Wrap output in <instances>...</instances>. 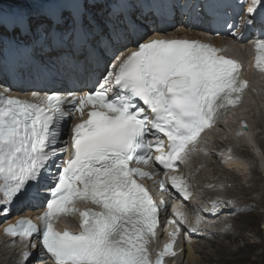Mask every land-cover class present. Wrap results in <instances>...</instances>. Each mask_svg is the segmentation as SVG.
Wrapping results in <instances>:
<instances>
[{
    "label": "bare ground",
    "instance_id": "1",
    "mask_svg": "<svg viewBox=\"0 0 264 264\" xmlns=\"http://www.w3.org/2000/svg\"><path fill=\"white\" fill-rule=\"evenodd\" d=\"M255 84H256V87L254 86L253 88H249V95L247 96V101L244 104V107L242 109H240L244 113H242L238 116H234L233 114H231V115H233V117H236V118L239 116L244 117V119H246V121L250 125V128H248V131L247 132H243L241 130H240V132L234 131V130H236V125H234L235 121L232 119H226L225 120L226 123L224 125L217 123L216 126L209 128L205 134L206 137H214L215 138L213 141L212 149H214L216 145H219V144L221 145V142L220 141L218 142L219 138L223 140L222 144L224 146L222 147V150L220 152H222V158H223L222 161H223V165L225 167H224V169L221 167H220V169H219V167H218V169L217 168L216 169L218 171H222V170H224V171L225 170H227V171H229V170L240 171L242 174L237 175L239 178L243 175L249 174L248 173L250 171L249 165L253 163V158L250 156V154L249 155L245 154L243 156L242 154L237 152L238 151V143H237L238 141L241 140V142H239L240 144L242 143V141L244 144H245V141L247 143H249L251 141L252 146L250 147V149H252V154L254 151L253 148L255 146H258V148L260 150V152H258V154L261 157H262V155L264 157V139L257 136L256 130H255V129H258V127L264 128V82L261 84H259L257 82ZM253 141H255V145H254ZM217 142H218V144H217ZM204 145L210 146L211 145V139H205ZM218 147H220V146H218ZM235 151H236V153H235ZM214 156H215V153H214ZM263 157H262V163L261 164H264V158ZM199 162H202V161H199ZM215 164L216 163H213L209 166L202 167L200 172H197V168L192 167L191 169H188V168L183 169L181 167L177 171V173L175 174V177H174L173 181L171 182V185L174 188H177L178 186L183 187L180 189V192L184 193L187 190V188H192V187H194V185H196L199 182V183H202L203 189L209 188L214 192L220 193V189L218 188L219 184H212V183H207V185L203 184L204 182L207 181L206 175L209 174V172L212 170V168H214ZM253 165H254V163H253ZM216 166H217V164H216ZM172 173H174V172H172ZM252 178H254V174H253V177H250V179L247 181L248 183L247 182L245 183V184H247L246 187L244 186L245 184L242 185V183H241L242 186L240 187V190L243 188V189H246L243 192L246 193V191H249V192L253 193L254 190L256 189V185L258 186V184H257L258 182L257 183L254 182V179H252ZM261 181H262V179H261ZM236 186H237V184H236ZM238 188H239V185H238ZM247 194H246V196H247ZM214 199H216V200L214 201ZM255 199L256 198L254 196V197H252V199H249V200L247 199L243 202L245 204L251 203L252 208H253L254 204H256V203L257 204H260V203L264 204V198L263 199L257 198L258 200H256V201H255ZM195 201H196V203H199L198 199H195ZM218 201H219V199L216 196L213 198H210V206L207 207V206L203 205L202 209L207 211L213 217L218 213L219 209L221 208ZM253 201L256 203H254ZM12 210L13 209H10L8 212L6 211V213H8V215L10 217V221H14L17 217H18V219L21 220L26 214H28V212H27L25 214L18 215L17 213L13 212ZM242 214H244V216H245L246 212H244ZM242 214H239V215L241 216ZM251 214L253 216L254 212H251L248 215H251ZM209 220H211V219H209ZM241 220H240V222H241ZM236 221L237 220L235 219L234 222H236ZM246 223H247L248 227L251 226L254 228L255 223H256V217L254 220L253 219H251V220L246 219V220L242 221L240 223V225H241L240 227L242 228V226H244ZM236 227H238V226H236ZM236 229L234 228V231H236ZM254 232H256V230H254ZM228 234L229 235H227V238L230 240L229 244L236 243L237 236L232 237V236H230L231 235L230 233H228ZM235 235H236V233H235ZM238 236L243 239V235L241 233ZM197 241H195V242H197ZM199 241H200V239H199ZM195 242L193 243L192 247H194ZM261 245H263V241L261 243H257V241L256 242H250L249 241V242H246L243 246H238L234 249L233 248L231 249L229 246L221 243V244H219V246H214L215 249L211 250L212 252L210 254H207L203 258H204V261L207 263H209L211 261H216V264H229V263H234V264H261L262 255H260V253H257V254L254 253L255 249H257V247H260ZM1 247L4 248L3 245ZM192 247L186 253L184 260H187V261L190 259L192 260V258H193V250H191ZM199 250H201V249H199ZM197 251H198V249H197ZM202 253H205L203 249H202ZM199 254H201V251L199 252ZM229 255H230V257H229ZM12 257H13L12 264H15L16 261L18 260L19 256H18V254L13 252ZM5 259H4V257H3V259H0V264H5V262H4ZM184 260L182 261L181 264H184ZM199 260H201V259H199ZM25 264H29V261L26 262Z\"/></svg>",
    "mask_w": 264,
    "mask_h": 264
},
{
    "label": "rangeland",
    "instance_id": "2",
    "mask_svg": "<svg viewBox=\"0 0 264 264\" xmlns=\"http://www.w3.org/2000/svg\"><path fill=\"white\" fill-rule=\"evenodd\" d=\"M0 1H6L7 2V1H11V0H0ZM12 1H18L20 3H24L22 0H12ZM255 130H256L257 136H259V137H261V138L264 139V131H263L264 128L263 127H258V129H255ZM254 160H255V158L253 157V161ZM254 164H255V162H254ZM252 165H253V163H252ZM214 168H217L218 169V167L216 166V164L214 165ZM219 169H220V167H219ZM233 171L232 170H229V171H227L228 174H225V175L226 176H229V177H231V176L234 177L235 175L233 174ZM235 172L237 173V175H241L242 174L240 171H235ZM248 173H250V171ZM253 174H254V178H252V179H254V182H256V183L258 182L257 183L258 186L256 185V189L254 190L253 193H251L249 191H246V193H245L243 191H245L246 189H243L242 188L240 190V187L243 184H245L250 179V177H253ZM261 179H262V181H261ZM241 183H242V185H241ZM236 184H237V186H236ZM233 185H235V186L230 191H231L232 194L233 193L235 194V198L238 201H241L242 200V202H243V201H245L247 199L248 200L249 199H252V197H254V196L256 198L255 201L258 200L257 198H261V199L264 198V172L263 171L262 172H259L255 168H253V171H251V174L249 175V178L248 179H245L244 176H241L239 179H236L235 184H233ZM238 185H239V188H238ZM244 186L246 187L247 184H245ZM246 194H247V196H246ZM215 200L216 199H214V201ZM254 203H256V202H254ZM256 204H254L252 210L249 211V212H247L245 214V216H244V214H242L241 216L239 215V217L236 218L237 221L236 222H234L235 220L233 221V225H235L234 228L235 229L237 228V229H236V231H234V228H233L232 230H230V233H231L232 237L237 236L236 243L229 244L230 243V240L227 238V236L212 237L211 240H207V241H199L198 240L197 242H195V245H194V247L195 246L196 247L193 249V258H192V260L191 259L188 260V261L186 260L187 262L185 264H216V261H211V262L207 263V262L204 261V258H203L207 254H210L212 252L211 250H214L215 249L214 246H219V244L223 243V244L229 246L231 249L232 248L234 249V248H236L238 246H243L246 242H249V241L250 242H256L257 241V243H261L263 241V245H261L260 247H257V249H255L254 253H256V254L257 253H260V255H262L261 264H264V224H263L264 223V204H262V203L257 204L258 206ZM251 212H254V215L253 216H252V214L251 215H248ZM254 216L256 217V223H255L254 228L251 227V226L248 227L247 226V223L244 226H242V228L240 227L241 226L240 223L242 221H244L246 219L247 220H251V219L254 220L255 219ZM240 220H241V222H240ZM236 226H238V227H236ZM254 230H256V232H254ZM235 233H236V235H235ZM240 233L243 235V239L238 236ZM1 249H4V248L3 247L0 248V259H3V258H1V255H2V251H4V250H1ZM197 249H198V251H197ZM199 249H201V250H199ZM202 249L204 250V252L206 254L205 253H202ZM200 251H201V254H199ZM229 257H230V255H229ZM199 259H201L203 262L201 260H199ZM4 262L6 264L7 263V260H4ZM229 264H234V263H229Z\"/></svg>",
    "mask_w": 264,
    "mask_h": 264
},
{
    "label": "water",
    "instance_id": "3",
    "mask_svg": "<svg viewBox=\"0 0 264 264\" xmlns=\"http://www.w3.org/2000/svg\"><path fill=\"white\" fill-rule=\"evenodd\" d=\"M241 127H242L244 130H246V129H247V126H246V124H245V122H244V121H242V122H241Z\"/></svg>",
    "mask_w": 264,
    "mask_h": 264
}]
</instances>
